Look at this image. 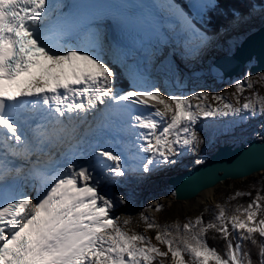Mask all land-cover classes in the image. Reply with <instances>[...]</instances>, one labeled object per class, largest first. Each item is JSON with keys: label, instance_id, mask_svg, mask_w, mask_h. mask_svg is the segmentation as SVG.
<instances>
[{"label": "snow or ice", "instance_id": "1", "mask_svg": "<svg viewBox=\"0 0 264 264\" xmlns=\"http://www.w3.org/2000/svg\"><path fill=\"white\" fill-rule=\"evenodd\" d=\"M218 7L216 0H194L190 12L174 0L132 6L0 0V149H8L0 151V264H254L243 242L256 243L257 234L262 238L258 264H264L260 192L231 216L219 206L215 221L197 217L183 225V234L179 225L176 235L158 231L156 239L167 251L144 234H129L113 215L126 203L111 191L120 182L116 178L175 164L172 157L198 142V121L264 115V97L257 93L240 106H212L191 102L206 101L208 92L165 96L127 63L125 46L107 38L99 23L104 10L115 9L124 28L159 17V27L153 28L157 39L175 37L185 54L196 55L215 39L201 20L206 10ZM128 8L138 11H120ZM232 14V26L238 27L256 14V7L246 15L235 9ZM144 39L138 34L136 45L143 47ZM117 66L129 77L127 90L120 87ZM234 84L240 92L245 84L252 87L251 74ZM214 99L225 98L215 94ZM85 124L87 132L81 134ZM125 130L135 137V165L124 148L100 143L109 132ZM89 135L98 149L91 153L84 148ZM17 161L22 163L17 166ZM28 177H38L43 191H20ZM209 230L225 241L224 254L209 246Z\"/></svg>", "mask_w": 264, "mask_h": 264}, {"label": "rangeland", "instance_id": "2", "mask_svg": "<svg viewBox=\"0 0 264 264\" xmlns=\"http://www.w3.org/2000/svg\"><path fill=\"white\" fill-rule=\"evenodd\" d=\"M187 2L191 9V5L194 2V0H188ZM255 7H256V14L250 20L241 23L238 27H233L231 24L230 27L223 28L225 31H223L222 33L220 30L216 35H214L215 39L209 43V45H211L212 47L211 50L214 51L213 54L218 53L216 55L218 56L220 54L230 53L234 48V46H236L246 34L256 29L257 27L256 25H258L259 22L264 21V11H262L264 10V6L255 5ZM253 21L256 22L255 26H251V23ZM226 35L229 36V41L227 40V38H225ZM107 38L110 41H112L109 37ZM164 47L165 46H163L162 48L156 47V49L162 52ZM125 48L126 50L129 49V47H125ZM129 50L133 51L132 48H130ZM133 52L138 54V56L142 57L141 51L134 50ZM203 53L204 54L208 53V49L207 48L203 49ZM170 56H167L168 59L167 58L159 59V62L163 61L162 63H167L168 65H174L176 63V61L174 62L173 60L175 59V57L173 55ZM131 62L132 61H127L128 64L132 65ZM138 69L141 71L140 68ZM122 71L124 74L123 69ZM247 73H249L248 67L246 68L245 72L240 76L235 77L233 79H228L224 83L221 82V84L218 87L212 86L211 88H209L210 90L206 91L209 93L208 99L206 101H204L203 99H193L191 101L192 104L195 105L199 103H206L212 106H216L218 103L223 104L225 102H231L236 106H240L250 98L255 99L257 93L259 94V96L264 97V75L251 74L253 86L248 87L247 84H245L243 92H240L237 89V87L234 84V81L242 78ZM149 75L153 76L155 79L158 77L157 72L151 73ZM124 76L129 81V77L125 74ZM145 79L148 84H152V81L149 78L148 79L145 78ZM171 81L172 80H167V83L166 82L163 83L162 81L158 80L157 82H155V84L161 87V91L165 96H168L170 94L188 95L189 93L188 91L183 90L182 88L181 89L176 88ZM194 94L195 93H193L191 96H194ZM215 94H221L224 96L225 99L218 102L214 99ZM237 97H239V100H237ZM98 107H103V106L98 105ZM113 119L116 118L114 117ZM86 126L88 125L86 124ZM93 126H95V122H93ZM120 127L125 128L126 125H124L121 122ZM85 131H86V127L84 125L83 127L81 126V132H85ZM196 131L198 135V142L195 143L191 149L184 150L182 155L172 157V159H175L177 161L175 164L163 165L159 169L155 170L156 172L155 174H153V172L150 174L138 173L137 177L142 180H148V181H151L152 179L154 180L156 178L163 179L165 177L166 172L162 170L165 169L166 167L171 168L173 166L174 167L176 166V168H174L173 170L177 172L180 169L182 170V168L188 167L191 163H193L195 166L196 164H198L197 161L202 162L220 144L223 143L238 144L239 142L245 141L248 138L262 137L264 136V115L254 116L246 120L240 119L239 116L209 117L198 121L196 125ZM100 143L102 145L124 148L130 158V161L134 165L136 164V161L133 160L132 157H130V153L134 154L135 151L127 146L129 144H135V137L128 131L125 130V131L109 132L105 136V139ZM57 156H59V153L58 152L54 153V158H57ZM46 158L47 157H43V159ZM33 159H35V157H33ZM19 162L22 163L21 161ZM173 170H171L170 172L173 173ZM127 176L126 179H131L130 176L128 177ZM154 176L156 178H154ZM113 185H111L110 187L124 193L123 191H121V188L119 186L115 184ZM262 186H264V172L257 174L255 176H249L243 180H228L221 186H218V188L216 189L215 192L217 195V199L214 201V203L204 206L202 211L209 206L218 207V208L219 206H222L225 208L226 213L229 216L236 214V208L240 206L246 207L248 203H250L252 199L256 196L257 192H260ZM237 193H241V195L237 196L236 195ZM248 193L252 194V198L249 201L239 202L237 200L240 196L247 195ZM163 195L164 196L162 197L164 199V202H162L161 204H158V202H156L155 208H151L149 214L147 213V211L141 213L140 221L142 223H139V227L135 228L134 230H131L129 234H134V233L144 234L150 237L151 242L157 245V247H159L162 251H167V245L160 243V241L156 239L157 232L170 231L172 232L173 235H176V230H177L176 226L179 225L181 229V234H183L182 233L183 225L185 223H189L190 221L194 222L196 218L201 217V215H199L198 213L190 212L191 208L187 206L189 204L177 202L173 196H168L167 193H163ZM261 195L264 196V194ZM125 196L128 197L129 193H125ZM139 197L141 198V195H139ZM122 209L124 208H120V210L118 209L119 213L121 212ZM145 217L148 218L147 221L145 220ZM148 223H155L159 227L148 228L147 226ZM170 256L171 254H169V261H170Z\"/></svg>", "mask_w": 264, "mask_h": 264}, {"label": "bare ground", "instance_id": "3", "mask_svg": "<svg viewBox=\"0 0 264 264\" xmlns=\"http://www.w3.org/2000/svg\"><path fill=\"white\" fill-rule=\"evenodd\" d=\"M150 1L152 3L157 2V0H150ZM99 23L102 25L103 30L106 33L107 37H109L112 40L113 38L111 36V32L109 31V28H105L107 27L106 23L105 22H99ZM263 23L264 21L259 22L258 25H256V22L253 21L251 23V26H255V25L259 26ZM225 38H227V40L229 41V36L226 35ZM171 40L172 41L170 43H165V44L144 43L143 47L133 49V51L134 50L141 51L142 57L138 56V54H136L132 50H129L130 49L129 48L127 49V52L129 53L127 61H132L131 62L132 65L140 68L144 77L147 79L149 78L152 81V84L153 83L155 84V82H157L158 80L162 81L163 83L165 82L167 83V80H172L171 82L176 88L179 89L182 88L183 90L189 92L187 96H191L193 93H197V92H206L210 90L209 88H211L212 86L218 87L221 84V82L224 83L228 79H230L227 78L225 80H221L219 71L212 66L211 61L218 53L213 54L214 51L211 50L212 48L211 45L208 44V46L206 47L208 49V53L204 54L202 50L196 55H187L184 53L182 45L177 42V38L173 37ZM163 46L165 47L162 50V52L156 49V47L162 48ZM169 54L175 57V59L172 58L174 62L176 61L174 65H168L167 63H162L163 61L159 62V59L161 58L165 59L167 58V56H170ZM251 63L252 61H250L246 67H248ZM154 72L158 73L157 75L158 77L156 78L157 80L153 76L149 75ZM21 80L24 81L25 78L22 77ZM84 126L86 127L85 132H87L89 126H86V124ZM85 132H81V134ZM86 139L88 140V143L84 145V148L88 153H91L93 150H98L96 147L97 141L94 136L89 135L86 137ZM104 139L105 137H103L100 142H102ZM127 146L135 151L134 154L130 153V157H132L133 159L137 153L135 144H129ZM1 151L7 152L8 149L3 148L1 149ZM16 163L17 166L21 164L19 161ZM193 166L194 164L191 163L188 167L182 168V170L188 169ZM174 168H176V166L175 167L173 166L171 168L166 167L165 169H163L162 171L166 172L165 177L163 179H158L154 176V178H156L154 180L153 179L151 181L142 180L137 177L138 173H132L128 175L131 177V179H126V177L116 178L120 182L116 183L115 185L119 186L121 188V191H123L124 193L117 191L112 187H111V191L118 196H123L125 198L126 203H123L125 205L119 204L117 207H115L113 211V215L120 218L119 219L120 226L125 231L130 233L131 230H134L135 228L139 227V223H142L140 221L141 213L147 211V213L149 214L150 209L155 208L156 202H158V204L164 202V199L162 197L164 196L163 193H167L168 196H173L170 189L167 186L166 180L168 176L174 174L175 172L173 170ZM171 170H173V173L170 172ZM155 173L156 172L154 171L153 174ZM226 181L220 182L215 187L203 190L197 196H195L190 200H186V201L176 200V201L189 204L187 206L191 208L190 212L198 213L200 215L204 206L214 203V201L217 199V195L215 192L216 189L218 188V186H221ZM23 184H24L23 186L24 191L32 193L34 192L35 188H40V190L43 191V188H41L40 186L38 177L35 179L33 177H28L25 181H23ZM125 193H129V196L126 197ZM139 195H141V198L139 197ZM150 205L151 207H149ZM120 208H124L125 210L122 209L123 211L121 210V212L119 213ZM125 220L129 221V223L125 224L124 223Z\"/></svg>", "mask_w": 264, "mask_h": 264}, {"label": "water", "instance_id": "4", "mask_svg": "<svg viewBox=\"0 0 264 264\" xmlns=\"http://www.w3.org/2000/svg\"><path fill=\"white\" fill-rule=\"evenodd\" d=\"M250 61V74H264V24L246 34L230 53L215 56L211 64L225 80L243 74ZM263 172L264 136L237 145L220 144L202 162L168 176L166 183L175 200L186 201L222 181L243 180Z\"/></svg>", "mask_w": 264, "mask_h": 264}, {"label": "trees", "instance_id": "5", "mask_svg": "<svg viewBox=\"0 0 264 264\" xmlns=\"http://www.w3.org/2000/svg\"><path fill=\"white\" fill-rule=\"evenodd\" d=\"M181 8L185 11H191L188 7V0H180L183 2H179L175 0ZM216 3L219 5L218 8L208 9L205 11L203 18L201 20V24L203 28L207 30L208 34L211 36L216 35L223 28H228L231 26L233 21L232 10L235 9L239 11L242 15H246L249 12V9L255 5H263L264 0H216ZM200 26V25H198ZM117 71L120 73V87L127 90L129 86L128 79L124 76L123 71L119 66H117ZM261 194H264V186L260 189ZM252 198L251 195H242L237 200L239 202L249 201ZM219 208L218 207H206L201 212V217L205 223L211 221H215V217L218 215ZM236 233L233 232V243H236ZM206 239L209 246L216 247L221 254H224L225 241L221 238L220 234L215 230H209L206 234ZM256 243L252 241H244V250L250 252L251 258L254 264H258L260 259L259 257V245L261 243L262 238L257 234ZM187 259V257H186Z\"/></svg>", "mask_w": 264, "mask_h": 264}]
</instances>
